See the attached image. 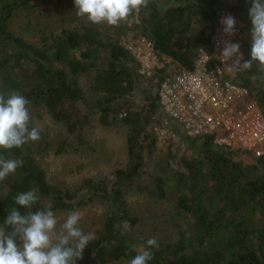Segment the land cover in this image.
Returning a JSON list of instances; mask_svg holds the SVG:
<instances>
[{"label":"trees","instance_id":"16d2710c","mask_svg":"<svg viewBox=\"0 0 264 264\" xmlns=\"http://www.w3.org/2000/svg\"><path fill=\"white\" fill-rule=\"evenodd\" d=\"M35 1L56 25L39 29L36 39L11 29L17 12L30 0H0V92H18L30 101L29 109H46L67 133L55 147L57 155L86 144L84 131L92 116L104 127H126L128 161L69 189L47 178L40 162L49 146L44 139L0 149V155L24 162L0 181V225L5 226L13 207L21 215L27 213L15 205L17 194L38 188L40 198L31 211H73L101 199L100 231L76 264H129L136 254L129 252V244H146L153 237L159 248L152 249L149 264H264V157L217 145L213 135H183L182 144L191 141L198 149L176 161L171 145L157 151L154 133L165 117L158 103L160 83L193 68L194 55L206 46L221 12L239 20L246 17L252 27L251 0H228L225 7L227 0H149L147 8L116 27L78 17L74 0ZM130 31L153 46L160 66L149 74L141 72L140 62L124 45ZM251 40L239 43L242 64L251 59ZM233 81L248 90L264 114V73L258 63L239 70ZM138 89L145 95L136 105L130 96ZM88 93L98 95L95 104L88 102ZM174 127L177 137L172 140L180 134ZM169 188L175 192L172 212L158 209L149 213V220L128 205L132 193L154 203L164 201ZM5 230L12 231L7 226Z\"/></svg>","mask_w":264,"mask_h":264},{"label":"clouds","instance_id":"9594fccd","mask_svg":"<svg viewBox=\"0 0 264 264\" xmlns=\"http://www.w3.org/2000/svg\"><path fill=\"white\" fill-rule=\"evenodd\" d=\"M76 15L95 25L119 26L141 8H147L149 0H74ZM251 59L243 64L239 43H225L221 58L225 61L235 57L230 68L250 70L257 62L264 73V0H251ZM223 32L234 34L236 20L226 15L221 19ZM30 101L18 92H0V149L21 148L26 143L41 139L42 129L30 127ZM21 158L0 155V181L23 166ZM39 189L32 188L14 197L15 205L28 209L25 215L13 207L5 220V226L12 231L6 234L0 226V264H76L83 259L88 244L97 237L94 231L85 232L80 227L83 213L75 210L61 222L51 208L31 211L39 200ZM17 238L21 242L17 244ZM153 248H159L156 238H149L146 244H129V252H136L129 264H149L154 258Z\"/></svg>","mask_w":264,"mask_h":264},{"label":"built area","instance_id":"2783aa9c","mask_svg":"<svg viewBox=\"0 0 264 264\" xmlns=\"http://www.w3.org/2000/svg\"><path fill=\"white\" fill-rule=\"evenodd\" d=\"M229 14L236 20L232 35L223 32L221 23ZM241 26L232 13L221 12L206 46L196 51L193 68L181 69L160 83L158 103L165 117L154 127L158 139H175L176 126L184 136L213 135L217 145L245 149L256 158L264 157V114L248 90L233 81L239 70L230 67L236 58H221L225 43H239ZM124 45L140 62L141 72L149 74L160 66L151 42L145 37L128 38ZM240 52L243 54L241 48Z\"/></svg>","mask_w":264,"mask_h":264},{"label":"rangeland","instance_id":"374dc122","mask_svg":"<svg viewBox=\"0 0 264 264\" xmlns=\"http://www.w3.org/2000/svg\"><path fill=\"white\" fill-rule=\"evenodd\" d=\"M228 0L221 6L228 5ZM35 0H30L27 5L21 7L15 18L12 20L11 29L23 37L39 38V29L53 28L56 25L51 19H46L40 9L37 8ZM249 11V10H248ZM247 15V14H246ZM243 30L239 39V43L244 39H251V27L248 26L249 20L240 19ZM132 23V22H131ZM58 25V23H57ZM138 30V29H137ZM135 31L128 32V37L136 36ZM126 36V35H125ZM125 36L123 38L125 39ZM122 38V39H123ZM144 87L147 83H143ZM156 91V89H154ZM144 92L137 90L130 96V101L136 105L144 102ZM98 95L88 93V102L95 104ZM30 110L31 125L42 129L41 138L48 143V148L42 152L40 162L46 172L49 181L59 187L74 189L84 178L99 179L107 175L113 169L123 166L128 160L126 157V132L124 126L104 127L96 121V117L92 116L93 121L85 128L84 137L86 144L80 149L73 151L69 149L64 155H57L55 152L56 145L67 138V133L62 127L54 122L44 107H37ZM183 134L180 132L176 140H160L157 138V151L164 152L168 145H171L174 151L173 157L176 161L182 157H190L193 155L191 141L181 143ZM180 142V143H179ZM180 144V146H178ZM128 198V205H132L139 214L144 215L147 219L150 212H158V209L166 212H172L175 202V192L173 188H169L168 197L161 202L154 203L137 193ZM101 199H95L90 204H87L79 210L83 213V218L80 221V227L85 231H94L98 234L101 228L102 219L104 216L103 204ZM73 210V211H75ZM72 211H57L55 212L58 219L63 221L67 214ZM143 219V218H142ZM2 226V225H0ZM162 227V226H159ZM161 229V228H160ZM6 231V230H5ZM8 232H6L7 234ZM17 244L21 242L17 238Z\"/></svg>","mask_w":264,"mask_h":264}]
</instances>
